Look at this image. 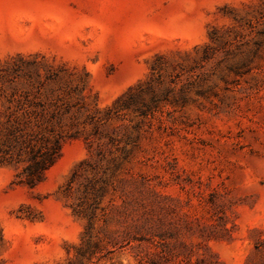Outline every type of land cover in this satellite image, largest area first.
I'll list each match as a JSON object with an SVG mask.
<instances>
[{
    "label": "rangeland",
    "instance_id": "rangeland-1",
    "mask_svg": "<svg viewBox=\"0 0 264 264\" xmlns=\"http://www.w3.org/2000/svg\"><path fill=\"white\" fill-rule=\"evenodd\" d=\"M47 81L148 92L35 187L0 164V264H264V0H0V110Z\"/></svg>",
    "mask_w": 264,
    "mask_h": 264
},
{
    "label": "trees",
    "instance_id": "trees-1",
    "mask_svg": "<svg viewBox=\"0 0 264 264\" xmlns=\"http://www.w3.org/2000/svg\"><path fill=\"white\" fill-rule=\"evenodd\" d=\"M51 84L58 85V88L50 86L42 99H32L26 92L20 97H2L1 101L0 164L20 169L18 183L30 187L44 179L59 159L66 139L73 137V130L81 124L94 125V136L99 145L121 143V139L113 136L117 130L111 132L109 126L120 113L136 107L148 92L140 82L131 86L112 105L100 108L96 103L92 110L86 100V87L72 86L66 81H47V85ZM82 117L85 121L80 123ZM91 224L92 220L89 221ZM213 232L203 235L207 241L217 238ZM210 255L213 252L207 246V257L204 258L207 264H213Z\"/></svg>",
    "mask_w": 264,
    "mask_h": 264
}]
</instances>
